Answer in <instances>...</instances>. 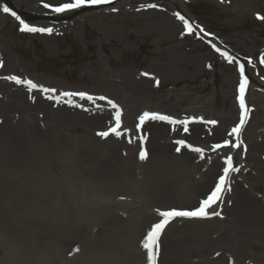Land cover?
<instances>
[{
	"label": "rangeland",
	"instance_id": "374dc122",
	"mask_svg": "<svg viewBox=\"0 0 264 264\" xmlns=\"http://www.w3.org/2000/svg\"><path fill=\"white\" fill-rule=\"evenodd\" d=\"M63 2L67 0H0V227L17 239L30 230L39 244L56 241L65 261L77 260L82 247L121 240L127 231L138 241L122 248L120 264H148L144 238L163 219L160 213L199 207L231 157L238 171L229 172L221 198L207 209L209 216L171 218L159 236L157 264H264V230L257 233L236 223L244 220V209L236 208L241 197L242 201L254 197L264 205V98L256 93V80L264 77L260 63L264 20L256 14L264 15V0H115L64 13L34 9L36 4ZM5 5L29 26L53 31H22L20 21L3 11ZM179 13L191 17L221 46L214 48L195 31L189 32ZM4 60L9 68L3 67ZM241 64L248 80L249 112L237 137L230 133L242 111ZM11 76L38 87L18 84L8 79ZM115 82L118 89L112 88ZM15 89H21L32 104L38 94L55 113L49 118L47 109H31L41 128L38 138L23 140L20 127L12 131L18 105L5 107L4 101ZM117 90L135 101L136 116L132 124L123 123L121 117V135L109 132L102 137L99 132L115 127L116 109L108 101L113 102L111 92ZM65 92H85L93 99L64 96ZM100 97L106 99L102 102ZM104 110L109 114L107 123L88 126L83 116ZM146 111L168 115L176 123L148 119L140 124L138 118ZM154 122L163 127L152 141ZM54 138L62 146H56ZM224 140L230 141L229 146L215 148ZM22 146L26 152L21 154ZM154 149L173 155L177 162L172 169L182 175L177 179L184 178L168 197L157 193L162 166L154 167L152 159V164L146 163ZM141 151L146 153L144 159ZM21 155L28 161L20 160ZM122 156L147 171L126 181ZM84 202L88 206L82 208ZM25 207L28 213L23 212ZM76 209H81L82 218L74 224ZM170 239L177 249L169 254L165 248L161 254L162 243ZM5 244L0 241V256ZM236 249L240 253L234 261Z\"/></svg>",
	"mask_w": 264,
	"mask_h": 264
},
{
	"label": "bare ground",
	"instance_id": "6f19581e",
	"mask_svg": "<svg viewBox=\"0 0 264 264\" xmlns=\"http://www.w3.org/2000/svg\"><path fill=\"white\" fill-rule=\"evenodd\" d=\"M45 4V3H44ZM44 4H36L35 6V11L36 12H41L43 14L45 13H52L50 12V8H46L44 7ZM50 4V3H48ZM214 44L216 46L219 47V43L218 40L215 39ZM3 67L4 68H9L10 64L8 61L4 60L3 62ZM260 79V78H259ZM117 82H115L114 84H112V88L114 89H118L119 85L116 84ZM256 83L258 84L256 87V93L259 94V96L261 98H264V77L261 78V80H256ZM12 85V84H11ZM11 97L7 98L4 101V105L6 107L7 103H14L16 105H18L16 107L15 110V116L17 114V121H11L10 126L12 127V131L16 132L17 128L20 127L21 128V137L23 140H26L28 138H38L39 136H37V130L41 129L39 128L38 124L35 121V116L32 113L31 109L36 106V107H40L41 109H47L49 107V103L46 102L44 99H42L41 97H38V94L35 95L34 99H35V103L32 104L30 102H27L26 100V94L24 95L20 90L15 89L14 92L10 93ZM253 94H251L250 97H252ZM111 97L113 99V103H116L117 105H119L120 110L122 112V121L123 123L126 124H132L134 121V117L136 116V111L134 104L135 101L131 100L127 95H125L123 92L121 93V91L117 90V91H113L111 92ZM259 98V97H258ZM100 101H104L101 100L99 98ZM63 110H67L69 112H71L70 109H67L66 107H62ZM5 110V109H3ZM74 113H78V112H74ZM80 114V113H78ZM101 115V116H100ZM108 111L104 110L101 113H96L95 116H83L84 120L87 122L88 126H94L97 123L103 122L104 124L107 123V119H108ZM47 116L49 118L54 117L55 113L49 109H47ZM57 118H58V114H57ZM56 118V119H57ZM105 120V121H104ZM198 127L200 125H197ZM151 129L153 131V135H151V139L152 141L155 140L156 138L159 137V134H156L155 131L161 129L163 126L161 124H156L155 122L151 124ZM201 128V127H199ZM209 130H211V132L215 131V133L217 134V128L215 127H211ZM206 134H208V131H205ZM41 133H43L41 131ZM56 146L60 147L62 146V141H60L58 138H54L52 140ZM46 143V141L43 143V145ZM114 145H119L120 143L113 140ZM24 146V145H23ZM22 146V149L20 151V153H25L26 149H24ZM36 151H42L41 149H36ZM149 154H151L148 158V161L146 162L147 164H152L153 166H157V167H161L162 168V179L161 181L158 183V185H161L160 190H158L157 193H159L160 195H162L163 197H168V195L170 193H172V191L169 190H173L176 187V182L178 180H183L182 179H177V177L182 176L180 173L178 172H174L172 169V166L177 162V160L174 158L173 155H168V153L164 150H158V149H154L152 153L149 152ZM119 161L121 163H126V167H124L125 169V174L127 180L126 181H130V179H133L135 177V175H137L138 171L141 173L142 172H146V169H140L137 166H135V163L133 161V164L131 163V158L129 156L127 157H119ZM151 159H152V163H151ZM187 160L191 159V156H187L186 157ZM20 160L22 161H28L24 155L20 156ZM47 159L44 158V162H46ZM180 162L184 161V158H182L181 160H178ZM146 164V165H147ZM129 179V180H128ZM209 180V179H208ZM206 185H210L211 180L208 181ZM90 184H96L99 185L101 184V182H92ZM169 191V192H168ZM197 192V191H196ZM242 190L240 189L237 194L239 193V197L241 195ZM196 193H194L193 195V202L194 199L196 197L195 195ZM236 194V195H237ZM242 198V197H241ZM241 198L238 200L237 204H236V208H243L245 211L244 214V220L243 222H239L236 221L237 224H246V229H253L254 231H256L258 233V231L260 230H264V205L262 203H260L259 199H255L254 197H249V198H245L244 201L241 200ZM88 204L86 202H84L83 207H87ZM32 209V208H30ZM25 211V213L29 212L28 207H25L23 209V212ZM81 209H76L75 214L77 215V218L74 217L71 219L72 223H76L79 221V219H81L82 217H79V213H80ZM55 215V214H54ZM62 219V218H60ZM76 219V220H75ZM74 223V224H75ZM31 226H29L28 228H30ZM145 227V225L143 226ZM149 227V226H148ZM260 229V230H257ZM138 231V229H137ZM21 238L18 243L20 245V247L17 246V242L15 239V236L12 234L11 231H6L5 228L3 229L2 227H0V241L2 242H6L5 244V250L4 253L2 254V256H0V264H83V263H91L93 261H97L99 263H103V264H120L121 261V253L124 252L123 249L125 247V249L127 248H131L132 244L137 240L138 241V236H136L133 233H128L127 231L124 232V235L121 236V240H117L115 242L108 243L105 242L104 244L100 245V246H96V247H91V248H85L82 247L79 250L78 253V259L73 261V260H64L63 256L61 255V252H59L58 250V243L54 240H50V241H46L42 244H39L37 242L40 241H36L34 238L35 235H33L30 230H26L21 234ZM135 235V236H133ZM18 241V240H17ZM132 241V243H131ZM161 241L163 242V238L161 239ZM173 239L170 240H166V242L162 243L161 245V254L164 252L165 248L168 249L169 254H173V250L177 249V247L173 246ZM58 246V247H57ZM123 246V247H122ZM18 249H17V248ZM123 248V249H122ZM236 254H235V258L234 261L237 260L239 258V249H236ZM138 254L141 255V250H138ZM126 261V260H125ZM172 260L169 258L168 263H171ZM124 264H129L127 262H123Z\"/></svg>",
	"mask_w": 264,
	"mask_h": 264
},
{
	"label": "snow or ice",
	"instance_id": "6c2138e0",
	"mask_svg": "<svg viewBox=\"0 0 264 264\" xmlns=\"http://www.w3.org/2000/svg\"><path fill=\"white\" fill-rule=\"evenodd\" d=\"M111 0H67V2L59 3L57 5L53 4H48L45 3L44 7L46 8H51L52 11L56 13H64V12H70L76 9H80L85 5H100V4H105V3H110ZM155 7V5H152ZM113 11H116L115 8L112 9ZM3 11L5 13H10L12 16H14L17 20L20 21V24L22 25L21 30L22 31H27V32H47L51 33L53 30L51 28H38V27H32L29 26L28 24L24 23L23 20H20V17L17 16V14L12 11L9 7L6 5L3 7ZM179 15V14H177ZM257 18L260 20H264V15H260L259 13L256 14ZM181 20L184 21L185 27L189 32H192V26L191 24L188 23L187 20L183 16L179 17ZM215 48L216 46L213 45ZM218 52H220V49H216ZM223 56H225L230 62L233 60L231 56H229L226 52L221 53ZM260 63L264 64V54L261 55L260 58ZM0 66H2V63H0ZM239 72L241 76V80L239 82V104H240V109L241 111V117L239 124H237L235 127L232 128L231 134H235L237 137L239 136L241 129L243 125L246 122V118L248 116V108L245 102V92L248 84L247 77L244 75V65L241 64L239 65ZM144 75H148L147 73H144ZM8 79L14 80L18 84H27L30 88H37L38 85H36L33 81L31 80H23L20 77L17 76H11L8 77ZM157 83H159L157 81ZM49 91H55V89H50ZM64 96H72V95H78L79 97L87 98L89 100L93 99L92 96L88 95L85 92H78V93H72V92H65L63 93ZM101 100L106 99V97H100ZM109 104L112 105L113 108L116 109L115 114H114V119H115V127H110L108 131H103L99 132L98 135L102 137H107L109 135V132L115 133L117 136L121 135V133L118 131V129L121 126V116L122 112L119 110L118 106L115 105L112 101H108ZM139 121L140 124H143L145 120L152 119V120H161V121H168L170 123H176L170 116L168 115H163L159 113H150V112H144L139 116ZM179 123L181 124H187V121H180ZM209 123H216L215 121H209ZM187 131L188 129L185 127L184 129ZM178 144H184V141H177ZM230 141L229 140H224L223 144H216L215 148L219 149L221 147H227L229 146ZM232 147H240V144H232ZM179 151V149H177ZM194 151L196 152H202L203 150L200 148H195ZM146 156V153L144 151H141L140 153V158L144 159ZM227 166L223 168V175L219 176L218 182L215 184L214 189L210 191V194L207 195V197L200 202L199 207L193 209V210H168V211H163L160 213V215L163 217V219L154 224L151 229L148 231L146 237L144 238V243L143 247L147 250V260L148 264H157V255L159 252V236L166 226V224L169 222L171 218L174 217H207L209 216V212L207 211L208 208L211 207V205L215 204L222 195V192L224 190L225 185L227 184L228 180V174L230 171H238V169L233 168V161L231 157L227 158L226 161ZM212 215H219V213H211ZM79 249H75V251H78Z\"/></svg>",
	"mask_w": 264,
	"mask_h": 264
}]
</instances>
